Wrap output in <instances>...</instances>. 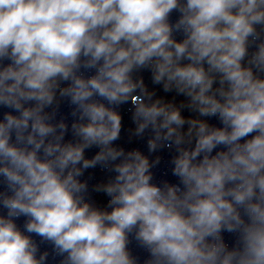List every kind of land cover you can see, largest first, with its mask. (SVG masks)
Instances as JSON below:
<instances>
[{"label":"clouds","instance_id":"obj_1","mask_svg":"<svg viewBox=\"0 0 264 264\" xmlns=\"http://www.w3.org/2000/svg\"><path fill=\"white\" fill-rule=\"evenodd\" d=\"M0 264H264V0H0Z\"/></svg>","mask_w":264,"mask_h":264}]
</instances>
